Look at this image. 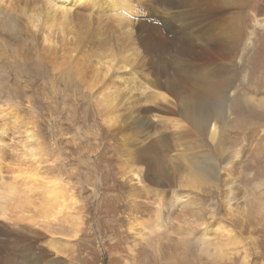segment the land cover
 Wrapping results in <instances>:
<instances>
[{
	"label": "rangeland",
	"instance_id": "rangeland-1",
	"mask_svg": "<svg viewBox=\"0 0 264 264\" xmlns=\"http://www.w3.org/2000/svg\"><path fill=\"white\" fill-rule=\"evenodd\" d=\"M81 1L69 26L78 61L66 55L54 71L39 59L0 68V106L19 125L0 128V135L14 128L12 139L5 134L1 192L25 127L45 145L41 170L19 174L11 198L0 194V264H241L245 252L264 264V0H130L132 13L109 0L91 11ZM21 32L7 40L23 55L32 44ZM208 111L216 115L214 140L188 118ZM159 115L180 124L182 150L171 123L152 129ZM193 156L209 172L217 167L215 185L192 180ZM132 188L138 197L128 195ZM220 219L242 243L213 256L222 239L204 237L203 222L211 231ZM201 238L211 244L203 248Z\"/></svg>",
	"mask_w": 264,
	"mask_h": 264
},
{
	"label": "bare ground",
	"instance_id": "bare-ground-1",
	"mask_svg": "<svg viewBox=\"0 0 264 264\" xmlns=\"http://www.w3.org/2000/svg\"><path fill=\"white\" fill-rule=\"evenodd\" d=\"M77 1L78 0H53V3H51L49 0H10L9 2H7V1L4 2L3 0H0V34H2L1 36L3 38V39L0 38V44L2 45L1 48L3 49V51L7 53V54L6 53L3 54L5 56V58H4V56H3V58H2V56H0V68L7 66V65H10V67L12 65L13 68H16V67H20L22 64L30 62L32 59H39L40 61L46 62L48 64L50 63L51 65H49V66H51L53 71H54V69H59L60 67H63L62 64H64L66 62V60H65L66 55L68 57L67 60L72 59L73 61H78L77 59L73 58V57H76V55H71V57H70V54L72 52H75L79 49L78 44H75V41H77V39H76V37H71L72 39L69 37L70 32H72V31H69V30H71L69 26L72 24L71 22H74V18L75 17L77 18L79 16V13L76 12V9L74 8V6L77 5ZM129 1L130 0H109V4H111L113 6V8L123 7L127 11L132 13L134 6H132V4H129L128 3ZM4 3L6 4V7L3 9L1 6H3ZM66 3L68 5L70 4V7L65 6ZM81 3L84 6H85V4H86V6H90L91 11H93V9H94V11H98V9H103V3L101 2V0H82ZM22 4L24 6L21 7ZM63 4H65V5L61 6ZM71 6L75 9L74 13H72L73 11L71 12V10H70L72 8ZM23 7H26V8H23ZM21 8L27 10L25 12V14H23V18L25 17L24 20L19 15V12H21V10H22ZM17 9H20V10H17ZM57 11H59L60 13H59L58 17H57V15L55 17V14ZM82 14H84V13H82ZM21 31H23V34L26 33V35L28 36V41L32 44V47L34 48L33 49L32 47L29 46L27 48V51H25L26 53L23 55H20L24 51V50L19 51V48L21 49L20 46H16L15 44L9 45L10 39L8 38V40H7L8 35L13 34L14 36H16L14 33H16L18 35ZM36 37L39 38V40ZM5 40L7 41V44H6ZM21 41L23 43H26L23 40V38H22V40H19L20 43H22ZM37 45H39V46H37ZM37 47H38V50L36 49ZM32 50L34 53L32 52ZM105 50L106 51H104V53L108 54L109 53L108 48H105ZM3 51H0V54L3 53ZM31 53H33V54H31ZM57 53L60 57L63 58L64 62H60L61 59L57 60V56H56ZM75 54H76V52H75ZM3 59L8 60L9 62H4L5 60L3 61ZM111 60H113V59H111ZM11 61H13V62H11ZM77 63H79V62H77ZM82 64H83V62L81 63V61H80L81 66H82ZM101 64L102 63H99L98 66L95 65V67H94V71L97 70L96 75H97V72L99 71V68H100L99 66ZM105 72L106 73L108 72L107 66H106ZM8 74H9V72H8ZM8 74H7L6 78L9 77ZM104 75H106V74H104ZM93 76H95V74H93ZM0 77H1V75H0ZM61 78H63V76ZM209 80H211V79H209ZM200 85L205 90V92L212 93V94L216 93L214 90H212L213 87H210V85L208 83L204 82L203 85L202 84H200ZM211 86H214V85H211ZM169 90L171 91V89H169ZM172 92H174L173 89H172ZM155 94H157V93H155ZM169 95H174V94L172 93ZM161 97L165 98V96L163 94ZM178 98H180V99L182 98L179 95V92L177 94V99ZM114 100H115V97H111L110 99H107L108 105H109V102L111 103ZM191 100H192V97H191ZM3 107L0 106V120L2 122V124H0V128H3L7 124H9V122H7L9 120H11L13 122V124H15L16 119L18 118L17 114H13L14 112L13 113H11L10 111L4 112L5 109ZM10 107H12V106H10ZM8 113H10L8 116L5 115ZM203 115H204V117L200 118V119L190 117L189 115H188V118L190 120H192L195 123V125L197 127H199L201 130L207 132L210 139L214 140L216 138V135H217L216 123H215L216 115H215V113H212L210 111L206 112ZM155 117L157 118V121L155 122V124H153L152 129H154V126H158V124L160 122H161V124L165 123L166 126H168V123H171V126H169V127L174 128V129L172 128L173 131L171 129V133H172L171 135H173L175 141L177 142L178 146L180 145V149H181L183 141L181 139V136H178V134L182 133L180 124L177 122H174L173 119H171V118H165L164 119L161 115H159L158 117L157 116H155ZM25 125H26V123H25ZM13 129H12L11 134L6 133L4 130H1V132H2V135H0V170H1V172H3L4 171L3 168H6L7 164H9L6 161H4L5 156H6V151L8 149L7 144H5V143H7L6 142L7 139L5 137V134H7V136H9V138L13 137L12 136L14 134ZM38 136L39 135L36 131L32 132L29 130V128H26V127H25L24 131H22V135H20L22 146L19 150H17V153L15 152L16 155L13 157L14 162L10 163V164H15L17 170L15 167H12L9 169L7 168L5 170V172H8L9 174H7V179L5 181V183H6V185L4 186L5 194H3L4 192L0 191L1 195L2 194L6 195V196L9 195V197H10L11 195H14L16 193V181H17V178L19 177L18 175L19 174L25 175V172H24L25 170L32 171L33 175L38 173L39 170H41V168L39 169L38 165H40L41 158L45 154V152H44L45 151V145L43 146V143H40V140L39 141L36 140V137L38 138ZM127 142H128V140H127ZM29 149L31 150L32 156H33L32 157V159L34 161L33 167H31L30 163L28 165L26 164V161H27L26 157L27 156L30 157ZM193 158L195 159V161H193V164H191V162H188L189 165L186 166L190 172L189 174L192 176V180H196L197 182H203V183L207 182V183H211V184L215 185L216 184L215 181L217 179V171H218L217 167H214L209 172L206 169L202 168L199 164L200 162L204 163L206 161L203 162L200 159L198 160L195 158V156H193ZM161 168H160V173L164 176L163 172H161V171H163V168L162 169ZM127 173H129V172H127ZM130 173H131V177L128 179L129 182L134 179V176L136 178L138 176L135 168H134V170H131ZM189 174H187L186 176L187 177L190 176ZM186 176H185V178H186ZM164 177L168 178V176H164ZM183 178H184V176H183ZM21 179L25 184L28 183L26 178H21ZM34 180H35V178H34ZM30 183H32V185H33V179L31 180ZM49 189H50L49 193L51 196L50 200H52L55 197V193L58 192V189H57L55 183ZM25 195L27 196V194H25ZM128 195L130 197H135V196L138 197V192H136V189L132 188V189H130ZM183 197H185V196H183ZM171 199L175 200V201L177 200L178 205L182 206V203H180V200H182V199H180L179 194L174 193L172 195ZM16 201H18V200H16ZM22 201H23V199H22ZM130 201L135 203L134 198L130 199ZM19 202H21V201L19 200ZM223 203H224L223 210H224L225 214L231 215L229 198L226 197V200L224 199ZM18 204L20 205V203H18ZM129 205L133 206V205H131V203ZM234 207L235 206H233V208ZM261 209H262V207H261ZM208 211H209L208 212L209 214H208L207 220L211 216L210 221H214V218H215L214 206H212V208H209ZM159 213H161V211L157 212L156 215H158ZM157 219H159V217H157ZM182 221H183V219H182ZM225 224H226V220L220 219L216 222H213V224H212L213 229L211 231H208L207 223L203 222V225H205L202 228V234L204 235V237H206V236L209 237V235L212 234L214 236L215 235L221 236L220 239H222V241L217 240L219 243L214 245L213 256H216V252L217 253L219 252L222 255L223 254L225 255L226 253L223 251V248L228 249L230 247V245L242 243L241 239L238 237L239 234L234 233L233 229L226 230ZM138 225H142V223H138ZM178 229H180V227ZM181 237H183V235ZM201 243H202V246H203V243H205V244L208 243L209 245L211 244V243H209V241L206 238H201ZM221 243H224V244L221 245L220 248L218 249L217 246ZM252 243L254 244V242H252ZM222 246H223V248H222ZM203 248H204V246H203ZM252 249L254 250V251L252 250V252L255 253V251H256L255 245H253ZM206 250H208V249H206ZM248 253L245 252V254L242 258L241 264H254L255 263L254 259L249 258L250 255H248ZM253 253H252V255H253Z\"/></svg>",
	"mask_w": 264,
	"mask_h": 264
}]
</instances>
